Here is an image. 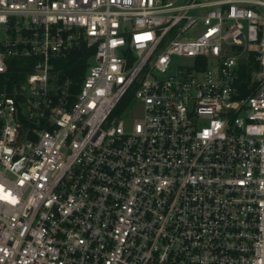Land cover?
Here are the masks:
<instances>
[{
	"label": "built area",
	"instance_id": "obj_1",
	"mask_svg": "<svg viewBox=\"0 0 264 264\" xmlns=\"http://www.w3.org/2000/svg\"><path fill=\"white\" fill-rule=\"evenodd\" d=\"M0 76V264H264V0H0Z\"/></svg>",
	"mask_w": 264,
	"mask_h": 264
},
{
	"label": "trees",
	"instance_id": "obj_2",
	"mask_svg": "<svg viewBox=\"0 0 264 264\" xmlns=\"http://www.w3.org/2000/svg\"><path fill=\"white\" fill-rule=\"evenodd\" d=\"M84 55L81 59H78L76 56H70L67 59L61 60L57 64V67L60 69L61 74L73 78L75 76V73H78L79 76L77 75V81L80 80V76H82L86 68V56H88V52H85Z\"/></svg>",
	"mask_w": 264,
	"mask_h": 264
},
{
	"label": "rangeland",
	"instance_id": "obj_3",
	"mask_svg": "<svg viewBox=\"0 0 264 264\" xmlns=\"http://www.w3.org/2000/svg\"><path fill=\"white\" fill-rule=\"evenodd\" d=\"M92 63H93V61H92Z\"/></svg>",
	"mask_w": 264,
	"mask_h": 264
}]
</instances>
